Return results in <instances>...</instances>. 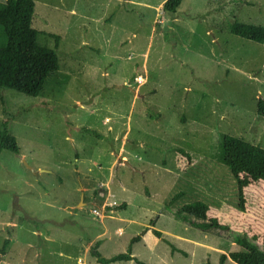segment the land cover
Segmentation results:
<instances>
[{"label":"rangeland","instance_id":"374dc122","mask_svg":"<svg viewBox=\"0 0 264 264\" xmlns=\"http://www.w3.org/2000/svg\"><path fill=\"white\" fill-rule=\"evenodd\" d=\"M164 2L34 0L36 44L59 68L35 98L0 90L19 147L0 154V264H98L96 242L109 258L145 230L131 249L146 264H219L236 238L264 251V182L241 211L221 152L224 136L264 150V44L227 30L264 27V0ZM194 202L229 230L174 215Z\"/></svg>","mask_w":264,"mask_h":264},{"label":"trees","instance_id":"16d2710c","mask_svg":"<svg viewBox=\"0 0 264 264\" xmlns=\"http://www.w3.org/2000/svg\"><path fill=\"white\" fill-rule=\"evenodd\" d=\"M183 0H165L162 10L174 15ZM34 16V0H6L0 4V90L14 91L28 97H37L50 73L59 68L56 52L39 47L36 44L38 32L31 27ZM229 34L256 44H264V27L233 22L228 25ZM58 47L60 38L51 36ZM256 114L264 119V100L259 99L256 104ZM4 151L19 154V147L15 138L7 130L4 121L0 129V154ZM177 152L190 160V156L183 150ZM222 161L229 170L237 187L239 208L244 211V191L250 185L264 182V150L242 139L224 136L221 143ZM182 193L175 194L169 201L166 209L170 210ZM209 208L202 202L183 205L174 215L180 221L194 228L208 231L217 229L227 232L229 228L215 219H208ZM152 223V222H151ZM145 230L143 234L146 232ZM153 235L171 248V253L177 252L174 245L164 235L156 230ZM138 235L131 239L126 252L104 258L97 251L99 242L91 248L90 254L98 264L131 262L146 264L132 256V244L140 241ZM234 243L238 251L227 255L221 254L219 264L230 260L234 264H264V251L257 249L247 241L236 238ZM8 244L6 240L3 252ZM264 245V238H263Z\"/></svg>","mask_w":264,"mask_h":264}]
</instances>
